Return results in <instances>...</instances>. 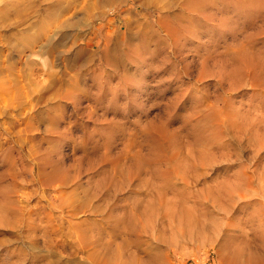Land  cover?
Returning <instances> with one entry per match:
<instances>
[{
	"label": "rangeland",
	"instance_id": "obj_1",
	"mask_svg": "<svg viewBox=\"0 0 264 264\" xmlns=\"http://www.w3.org/2000/svg\"><path fill=\"white\" fill-rule=\"evenodd\" d=\"M69 1L0 0V264H264V1Z\"/></svg>",
	"mask_w": 264,
	"mask_h": 264
},
{
	"label": "bare ground",
	"instance_id": "obj_2",
	"mask_svg": "<svg viewBox=\"0 0 264 264\" xmlns=\"http://www.w3.org/2000/svg\"><path fill=\"white\" fill-rule=\"evenodd\" d=\"M69 1V0H68ZM71 1H73V0H70L69 2H71ZM76 2L78 1V0H75ZM109 1H111V0H105L104 2L106 3H108ZM193 1H195V0H192V2ZM262 1H264V0H262ZM69 2H67V5H70V4H68ZM76 2H74L75 3V5H76ZM102 2V1H101ZM188 2H189V0H188ZM187 2V3H188ZM191 2V1H190ZM191 2V6L192 7H190V8H192L193 9V6H195V4H196V9H197V11L199 10V12H201L202 11V9H204V8H206V6H207V4L205 5V7H204V4H205V2H206V0L205 1H203V0H201L200 2L198 1V0H196L195 2H197V3H192ZM209 2V1H208ZM71 3H73V2H71ZM141 3V2H140ZM143 3V2H142ZM210 3V2H209ZM255 3V6H254V8H256V7H258L259 8V5L257 4V1H255L254 2ZM87 4H89V3H87ZM137 4V3H136ZM192 4H194V5H192ZM63 5V4H62ZM84 5H86V4H84ZM84 5L82 6V7H84ZM102 5V4H101ZM109 5V4H108ZM186 5V4H185ZM107 6V5H106ZM105 6V7H106ZM146 6V5H145ZM149 6H151L152 7V4L151 5H149ZM211 7V4H208V7ZM6 7V6H5ZM79 7V6H78ZM81 7V8H82ZM90 7H93V5H91ZM94 7H96V5H94ZM189 7H188V9H189ZM204 7V8H203ZM87 8H89V6L87 7ZM86 8V9H87ZM10 9V8H9ZM69 9V8H68ZM71 9V8H70ZM91 9V8H90ZM80 10V9H79ZM94 10V9H93ZM14 11V10H13ZM192 11H194V9L193 10H191V12ZM0 12H2V11H0ZM195 12H196V10H195ZM206 12V11H205ZM194 13V12H193ZM193 13H191V14H193ZM207 14V13H206ZM164 17H166V16H164ZM168 18H171V17H168ZM167 18V19H168ZM196 18V17H195ZM176 18L174 17V19H173V21L175 20ZM170 20V19H169ZM177 20V19H176ZM198 20V19H197ZM159 21V20H158ZM171 22H172V18H171V20H170ZM169 21V22H170ZM201 21V20H200ZM162 22V21H161ZM160 22V23H161ZM176 22H178L177 24H179V21L177 20ZM166 23V22H165ZM164 23V24H165ZM175 23V22H174ZM197 23H198V21H197ZM172 24H173V22H172ZM176 24V25H177ZM200 24H201V22H200ZM174 25V24H173ZM175 26V25H174ZM173 27V26H172ZM176 27V26H175ZM193 29V28H192ZM178 30H179V28H178ZM182 30H180V32H181ZM184 31V30H183ZM153 32V31H152ZM179 32V31H178ZM187 32V31H186ZM156 33V32H155ZM174 35V34H173ZM155 36H156V34H155ZM157 37H158V35H157ZM158 40V39H157ZM157 40L155 41V42H157ZM162 40V39H161ZM243 53V52H242ZM245 57V56H244ZM250 59V58H249ZM251 60V59H250ZM250 60H248V61H250ZM243 62H245V61H243ZM19 83V82H18ZM18 86V85H17ZM21 87V86H20ZM2 88V87H1ZM2 90V89H1ZM25 90V89H24ZM3 92V91H2ZM1 95V94H0ZM1 97V96H0ZM22 97V96H21ZM8 98V97H7ZM22 98H24V97H22ZM17 102V101H16ZM19 102V101H18ZM24 102V101H23ZM22 103V102H21ZM2 105V104H1ZM11 105V104H10ZM22 105V104H21ZM16 106H17V104H16ZM5 111V110H4ZM178 168V167H177ZM63 169V168H62ZM61 169V166H59V165H57V166H53V168H52V170H51V172L47 175V173L48 172H45V170H43L44 172H42L41 171V174L44 176V177H46V178H48V179H51V180H53V179H57V178H60V177H62L63 178V181H64V184H66L67 183V174L66 173H63V171H64V169L62 170ZM123 170V169H122ZM143 170V169H142ZM178 171H179V169H178ZM65 172V171H64ZM122 173H125L124 171H122ZM40 174V175H41ZM156 177V176H155ZM61 179V178H60ZM163 179V178H162ZM48 181V180H47ZM169 184V183H168ZM4 190V189H3ZM2 194V192L0 191V195ZM3 195V194H2ZM2 201H3V203L2 204H0V218H4L6 215H7V212H8V206H9V204H7L6 202H4L5 200H3L2 199ZM129 244V243H128ZM131 244V243H130ZM245 247V246H244ZM235 249V248H234ZM236 249H237V247H236ZM243 250V249H242ZM238 252V251H237ZM233 253V252H232ZM241 253V252H240ZM243 254V253H242ZM238 257H239V255H241V254H236ZM244 256V255H243ZM248 257V256H247ZM246 257V258H247ZM242 258V257H241ZM263 258V257H262ZM237 259V258H236ZM243 259H245V258H243ZM253 259V258H252ZM242 259H240V261H241ZM232 261V260H231ZM239 261V260H238ZM243 262V261H242ZM245 262V261H244ZM239 263V262H238Z\"/></svg>",
	"mask_w": 264,
	"mask_h": 264
},
{
	"label": "built area",
	"instance_id": "obj_3",
	"mask_svg": "<svg viewBox=\"0 0 264 264\" xmlns=\"http://www.w3.org/2000/svg\"><path fill=\"white\" fill-rule=\"evenodd\" d=\"M192 264H195V263H192Z\"/></svg>",
	"mask_w": 264,
	"mask_h": 264
}]
</instances>
